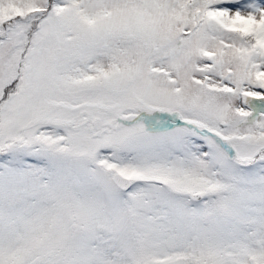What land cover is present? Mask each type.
<instances>
[{
	"label": "rangeland",
	"instance_id": "1",
	"mask_svg": "<svg viewBox=\"0 0 264 264\" xmlns=\"http://www.w3.org/2000/svg\"><path fill=\"white\" fill-rule=\"evenodd\" d=\"M232 1L0 0V264H264V0Z\"/></svg>",
	"mask_w": 264,
	"mask_h": 264
},
{
	"label": "trees",
	"instance_id": "2",
	"mask_svg": "<svg viewBox=\"0 0 264 264\" xmlns=\"http://www.w3.org/2000/svg\"><path fill=\"white\" fill-rule=\"evenodd\" d=\"M217 1H219V2H221V3H223L224 4V2L226 1V0H217ZM209 6H211V5H209ZM211 11V10H210ZM214 13H216V12H213V14H209V16L210 17H213L214 16ZM24 22V21H23ZM29 26V25H28ZM7 31H8V29H6ZM26 31V30H25ZM22 32V31H21ZM7 32H6V35H5V33H3L2 35L4 36V37H6L7 36ZM30 45H31V41L30 40H28V42H27V44L25 45L24 44V47L22 46V50H21V59H20V64H19V67H18V71H19V73H18V75L14 78V80H13V86L15 87L18 83H19V78H20V76H21V64L23 63V62H27V59H26V57H27V54H28V52H29V49H30Z\"/></svg>",
	"mask_w": 264,
	"mask_h": 264
},
{
	"label": "water",
	"instance_id": "3",
	"mask_svg": "<svg viewBox=\"0 0 264 264\" xmlns=\"http://www.w3.org/2000/svg\"><path fill=\"white\" fill-rule=\"evenodd\" d=\"M115 181L124 189L130 188V180L123 177L122 175H116ZM191 197L196 201H200L204 198V196L202 194H199V193L191 194Z\"/></svg>",
	"mask_w": 264,
	"mask_h": 264
}]
</instances>
